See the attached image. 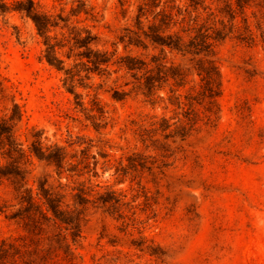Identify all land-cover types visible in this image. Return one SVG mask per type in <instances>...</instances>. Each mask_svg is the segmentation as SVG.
<instances>
[{"label": "rangeland", "instance_id": "374dc122", "mask_svg": "<svg viewBox=\"0 0 264 264\" xmlns=\"http://www.w3.org/2000/svg\"><path fill=\"white\" fill-rule=\"evenodd\" d=\"M17 1L0 0L10 10H0V118L18 103L25 145L39 135L66 148L73 171L61 179L35 158L28 185L48 179L83 219L75 239L53 223L29 232L28 221L6 217L20 205L10 179L0 177V243L50 249L55 264H264V0H163L169 10L181 7L185 28L226 35L214 43L218 107L201 93V56L162 51L144 37V47L129 43L141 0H34L69 19L53 31L58 40L89 28L98 37L92 48L111 56L107 70L88 74L86 61L62 49L73 78L46 61L35 24L12 10ZM80 9L88 14L74 15ZM126 56H156L190 75L181 87L162 82V97H146L137 72L116 63ZM100 109L106 124L97 130L91 117L100 119ZM81 193L86 203L78 205Z\"/></svg>", "mask_w": 264, "mask_h": 264}, {"label": "trees", "instance_id": "16d2710c", "mask_svg": "<svg viewBox=\"0 0 264 264\" xmlns=\"http://www.w3.org/2000/svg\"><path fill=\"white\" fill-rule=\"evenodd\" d=\"M191 5H198L203 0H189ZM173 2V0H172ZM169 10L167 2L163 0H141L137 13L134 18L133 33L136 39L129 42L136 47H144L141 38L144 37L151 44L160 48L162 51L181 54L183 56L198 57L199 66L196 67L197 75L202 80V94L210 100L213 107H218L217 99L222 91L221 74L216 64L214 43L217 39H224L225 34L219 33L218 37H212L209 33L196 32L195 28H185L184 19L178 18L181 7L173 5ZM178 8V13L173 9ZM2 12H8L9 9L0 7ZM13 11L23 13L35 24L38 34L44 38V44L47 46L44 58L46 61L59 71L65 70L67 74H72L67 68L66 61L60 55L62 49L68 47L67 58L70 60L86 61L88 74L103 72L111 66V56L105 51H95L92 44L98 39L89 28H84L80 32H70L68 38L58 40V33L53 31L58 28L63 29L70 22L63 15L55 17L48 12L41 10L34 0H20L12 8ZM88 14L84 9L76 10L79 15L82 12ZM65 26H61V23ZM73 30V29H72ZM85 48L86 50L82 51ZM194 59V58H193ZM84 63V62H83ZM119 66L130 71H136L135 77L146 97H162L159 92L163 89L160 85L166 80H174L180 87L185 84V80L190 74L188 69L176 62H171L153 56L151 62L143 61L137 57H122L116 62ZM156 73L154 74V71ZM153 73V74H152ZM73 78V74H72ZM67 82L69 80L67 79ZM69 91L74 92L73 83H70ZM183 95L178 94L177 98ZM116 99H122L116 93ZM188 98V97H187ZM201 104L199 101H197ZM182 102H180L181 104ZM100 119L93 115V126L99 130L105 126L104 111L100 109ZM212 112V109H210ZM217 114V111L214 112ZM212 116V115H211ZM23 119V111L18 103L13 104L10 115L0 118V158L6 160V163L0 165V177L9 178L12 182L15 199L20 205V209L6 215L9 219H21L28 221L29 232L35 234L37 229L42 225L53 223L61 231H69L72 238L80 236L82 233V212L78 209H70L65 204L64 195L58 192L48 182L39 180L36 187L28 185L32 174L29 166L37 158L41 162H47L48 165L54 166L62 179L66 171H73L67 168L68 154L66 148L59 144L47 146L44 141L36 135L35 141L31 145H25L17 136V126ZM211 119V117L209 118ZM172 125L163 129L168 130ZM171 136L166 134L165 138ZM185 139L186 134H182ZM82 176V175H80ZM62 185V183H60ZM76 204L83 205L86 203L85 194H76ZM87 200V199H86ZM103 202L107 199L101 198ZM42 229L39 234H42ZM37 233V234H38ZM67 233V234H68ZM25 246L3 240L0 243V264H55L54 257L50 249L44 252V249H24Z\"/></svg>", "mask_w": 264, "mask_h": 264}]
</instances>
